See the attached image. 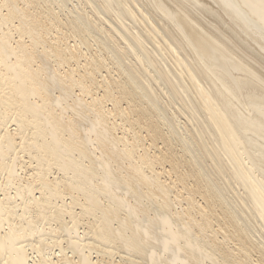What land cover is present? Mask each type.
<instances>
[{
  "label": "bare ground",
  "instance_id": "1",
  "mask_svg": "<svg viewBox=\"0 0 264 264\" xmlns=\"http://www.w3.org/2000/svg\"><path fill=\"white\" fill-rule=\"evenodd\" d=\"M49 1L0 0V264H264V0Z\"/></svg>",
  "mask_w": 264,
  "mask_h": 264
},
{
  "label": "rangeland",
  "instance_id": "2",
  "mask_svg": "<svg viewBox=\"0 0 264 264\" xmlns=\"http://www.w3.org/2000/svg\"><path fill=\"white\" fill-rule=\"evenodd\" d=\"M52 1H53V2H52ZM52 1L50 0V1L48 2L49 4H50V2L52 3V4H51V5H52L51 8L54 9V10H55V8H56V9H57L56 11L59 12V11H60L59 8H61L59 5L61 4V2H59V0H56L57 2H56L55 0H52ZM54 1H55L56 3H58V4L54 3ZM43 3L45 4V1H42V3H41V1H40V5H42ZM74 3H76V1H74ZM53 4H55V5H53ZM67 5H68V10H69V8H71L72 3H71V4L68 3ZM66 8H67V7H64L63 9L61 8V11H60V12H61V15L59 14V16H60L61 18H63L62 16H65V18H66L67 15L70 14V13L67 14L68 11L66 10ZM58 9H59V11H58ZM62 11H63V12H62ZM60 12H59V13H60ZM64 12H65V13H64ZM66 12H67V13H66ZM69 12H70V11H69ZM62 14H63V15H62ZM64 14H65V15H64ZM66 14H67V15H66ZM63 29L66 30L67 28H66V27H64V28L62 27V28H59L58 30L64 31ZM88 38H89V39H88ZM91 38L93 39L94 37H91V36L88 37V36H87V41H88V44H89L87 47L90 48L91 45H92L93 47H94V46H95V47L98 46V47H96V48H97V49H96L97 51H96V50H93L94 48L91 47V48H92L91 50L93 51V53H92V51H91L90 49H88V48H87L86 46H84V45L82 46V49H83L84 47H86V48H84L83 50L86 51V49H87L88 52L86 51V54L88 53L89 55H90L91 53L94 55V51H95V54L97 55L98 51H101V53L99 52L98 54H100L101 57H103V56H104V58L106 57V59H104V60L108 61V63L106 62V65H108V64L110 65V66L108 65L107 67L110 68V67L113 65V69H112V67H111L112 70H109V68H108V71L111 72V73L109 72V74H111V76L113 75L114 77H115V76L117 77V76H118V75H116V73H117V71H118L117 69H120V66H119L117 60H114V61H117V62H116V63H113L112 58H110V57H112V54H113V53L111 54L110 51H105V49L100 48V45L97 44V42H95V41H93V40H90ZM71 39H72V38H71ZM90 41H92L93 43H89ZM94 43H96L97 45L94 44ZM100 49H102L103 51H105V53H104L102 50H100ZM89 51H90V52H89ZM96 52H97V53H96ZM102 52H103V53H102ZM106 52H107V53H106ZM109 52H110V53H109ZM88 54H87V56H89ZM110 54H111V55H110ZM93 55H92V56H93ZM102 55H103V56H102ZM105 55H106V56H105ZM107 57H108V58H107ZM109 58H110L111 60H110ZM108 59H109V60H108ZM113 59H114V57H113ZM109 61H111V62H109ZM111 64H112V65H111ZM114 64H116V65H118V66H114ZM115 67H116V68L118 67V68L116 69ZM114 68H115V70H114ZM113 70H114L115 72H114ZM120 70H121V69H120ZM120 70H119V74H121ZM112 71H113V72H112ZM103 73L105 74V73H107V71H106V72L103 71ZM105 75H106V74H105ZM97 77H98L99 80L102 79L101 76H98V74H97ZM155 87H156V91H158L157 93H158L159 95L161 94V96H163V99H162L163 104L166 105V104L168 103V104L170 105L171 102L168 101V100H169V99L167 98L168 96L165 95V98H164V93H161L160 88H159L157 85H155ZM157 89H158V90H157ZM159 91H160V92H159ZM164 99H168V100H166L167 102H166ZM164 102H166V103H164ZM107 103L109 104V102H107ZM168 104H167L166 108L169 107V108H167L169 111L166 109L165 113L163 112L162 114H165V115H166L165 117H167V116L169 115V116H170L169 118L165 119V118H164V115H162L161 112H158L159 115H158V113H156L157 116H160V118L158 117V119H161V120H159V121H163V122H161V125H162V126H167V125H168L167 127H162V128H164V129H163L164 132H166L167 130L169 131V132L167 131L169 134H168V133H166V134H168V135L170 136V137H169V136L167 135L168 138H169L170 140H169L168 138H167V139H168L169 141H171V140L173 139V140L171 141V144H170V142L167 140V141H168V143H167L168 145H167L166 147L168 148V146H170V148H171L172 146H174V147H172V149H174V151L177 152L176 150H177V148H178V151H179V153L181 154V155L179 154V157H180V158H182V159L184 158V157H181V156L183 155V152H184L186 158H189V154H190V153L188 152L189 154L186 155V148L184 147L183 142L180 141V140H182V138L179 137V135H180L181 133H182L183 136L187 137V134H188V133L186 132V130H184L185 132H183L182 129H178V130H179V135H176V134L174 133L176 130H175V131L172 130V129L169 127V124H168L169 122H172V123H173V122L176 123V121L179 122V120H181L180 123H183V122H182V120H183L182 117H183V116L178 115V114H179V113H178V109H175V107H176L177 105L179 106V103H178V104L175 103L176 106H175V104L173 103L174 107H173V106L170 107L171 105L168 106ZM171 104H172V103H171ZM109 106L111 107L110 104H109ZM163 107H164V106H163ZM172 108H173V109H172ZM171 109L173 110V112H172ZM174 109H175V110H174ZM170 110H171V112H170ZM176 111H177V112H176ZM166 113H168V114H166ZM174 113H176L177 115H175ZM172 114H174V115H172ZM162 116H163V117H162ZM180 116H181V117H180ZM161 117H162V118H161ZM176 117H177V118H176ZM178 117H180V119H179ZM163 118H164V119H163ZM170 118H172L171 121H170ZM175 118H176V121L174 120ZM177 119H179V120H177ZM165 120H168V121L164 122ZM183 121L185 122V119H184ZM186 122H187V121H186ZM163 123H164V124H163ZM165 123H166V124H165ZM186 125H189V123L186 124ZM189 126H190V125H189ZM190 127H191V126H190ZM170 129L173 131V133H172V131H171ZM181 130H182V131H181ZM180 131H181V133H180ZM185 133H187V134L185 135ZM142 134H143V132H142ZM144 134H145V133H144ZM144 134H143V135H144ZM173 134H174V136H175V135L178 136V138H177V137H173V138H172L171 136H173ZM175 139H177V141H178V139H179V145L177 144L178 142L174 141ZM172 142H174V143H172ZM175 142H176V143H175ZM180 143H182L181 145H183L184 149H183V147H181ZM169 144H170V145H169ZM171 145H172V146H171ZM176 145H177V146H176ZM176 147H177V148H176ZM179 148H180V149L182 148V149H181V152H182V153L180 152V149H179ZM175 149H176V150H175ZM184 150H185V151H184ZM187 151H188V150H187ZM165 167H167V169H168V168H169V165L166 163V164H165ZM181 170H182V168H181Z\"/></svg>",
  "mask_w": 264,
  "mask_h": 264
}]
</instances>
